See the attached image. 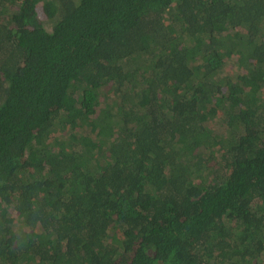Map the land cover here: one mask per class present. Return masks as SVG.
Wrapping results in <instances>:
<instances>
[{
    "label": "trees",
    "instance_id": "1",
    "mask_svg": "<svg viewBox=\"0 0 264 264\" xmlns=\"http://www.w3.org/2000/svg\"><path fill=\"white\" fill-rule=\"evenodd\" d=\"M0 264H264V0H0Z\"/></svg>",
    "mask_w": 264,
    "mask_h": 264
},
{
    "label": "rangeland",
    "instance_id": "2",
    "mask_svg": "<svg viewBox=\"0 0 264 264\" xmlns=\"http://www.w3.org/2000/svg\"><path fill=\"white\" fill-rule=\"evenodd\" d=\"M233 64V63H232Z\"/></svg>",
    "mask_w": 264,
    "mask_h": 264
}]
</instances>
